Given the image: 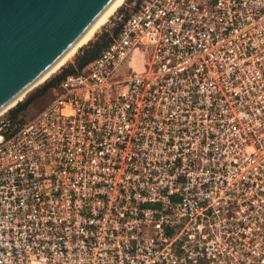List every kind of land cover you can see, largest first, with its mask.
Returning <instances> with one entry per match:
<instances>
[{
  "label": "built area",
  "instance_id": "obj_1",
  "mask_svg": "<svg viewBox=\"0 0 264 264\" xmlns=\"http://www.w3.org/2000/svg\"><path fill=\"white\" fill-rule=\"evenodd\" d=\"M128 2L0 113V264H264V0Z\"/></svg>",
  "mask_w": 264,
  "mask_h": 264
},
{
  "label": "water",
  "instance_id": "obj_2",
  "mask_svg": "<svg viewBox=\"0 0 264 264\" xmlns=\"http://www.w3.org/2000/svg\"><path fill=\"white\" fill-rule=\"evenodd\" d=\"M114 1L0 0V113L36 85Z\"/></svg>",
  "mask_w": 264,
  "mask_h": 264
},
{
  "label": "trees",
  "instance_id": "obj_3",
  "mask_svg": "<svg viewBox=\"0 0 264 264\" xmlns=\"http://www.w3.org/2000/svg\"><path fill=\"white\" fill-rule=\"evenodd\" d=\"M127 12H122V19L125 18ZM121 19V20H122ZM120 20V21H121ZM117 29V28H116ZM116 29L110 35V37L115 33ZM105 33H102L98 40L92 44L88 49H83L81 53L77 54L73 63H69L62 67L59 72L51 75L47 80H44L33 92L25 94L22 100L16 102L8 111L10 116L15 120L22 122L21 116H19L23 111L37 98L42 96L46 91H53L57 87L60 79L67 73L75 72L79 70L87 61H89L109 40Z\"/></svg>",
  "mask_w": 264,
  "mask_h": 264
},
{
  "label": "rangeland",
  "instance_id": "obj_4",
  "mask_svg": "<svg viewBox=\"0 0 264 264\" xmlns=\"http://www.w3.org/2000/svg\"><path fill=\"white\" fill-rule=\"evenodd\" d=\"M129 0H123V2L116 8V10L113 11V13L107 18V20L99 26L90 36L89 40L85 42L83 45L78 47L74 53H72L54 72L51 74L47 75L41 82L37 83L34 85L32 88H30L25 94H29L33 92L44 80H47L51 75L57 73L60 71V69L64 66H66L69 63H73L74 57L81 53V51L84 49H88L96 42L99 38V36L102 33H105L107 37H110V35L113 33V31L118 27L120 20L122 19V8L125 4H128ZM126 9H130V7H126ZM24 94V95H25ZM24 95L21 97L20 100L24 97ZM52 99V92L51 90L46 91L42 96L39 98L35 99L24 111L21 113L19 116H21L20 121H25L26 119L32 117L34 114H36L39 110H41L43 107H45ZM18 100V101H20ZM17 101V102H18ZM14 106V105H12ZM11 106V107H12ZM9 107L8 109L5 110V112L9 114ZM19 122V121H18Z\"/></svg>",
  "mask_w": 264,
  "mask_h": 264
},
{
  "label": "bare ground",
  "instance_id": "obj_5",
  "mask_svg": "<svg viewBox=\"0 0 264 264\" xmlns=\"http://www.w3.org/2000/svg\"><path fill=\"white\" fill-rule=\"evenodd\" d=\"M123 2V0H115L108 8L107 10L96 20V22L83 34V36L67 51L65 55L37 82H41L47 75L54 72L72 53L75 52V50L83 45L85 42H87L93 32L99 28L106 20L107 18L113 13L114 10ZM96 32V31H95ZM36 83V84H37ZM22 97V96H21ZM21 97L19 99H21ZM17 99V100H19ZM12 105H9L10 107ZM7 107V108H8ZM5 111V110H4ZM3 112V111H2Z\"/></svg>",
  "mask_w": 264,
  "mask_h": 264
}]
</instances>
